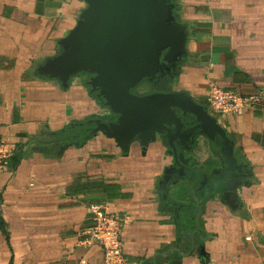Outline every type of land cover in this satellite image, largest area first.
<instances>
[{"label":"crops","instance_id":"0c3cea01","mask_svg":"<svg viewBox=\"0 0 264 264\" xmlns=\"http://www.w3.org/2000/svg\"><path fill=\"white\" fill-rule=\"evenodd\" d=\"M177 4L187 36L175 92L205 107L210 81L264 95V0ZM84 7L0 0V140L20 152L0 171V264H104L101 247L86 241L89 203L124 219L120 249L132 264H264V111H208L233 143L227 175L220 138L201 133L189 159L180 157L213 161L214 178L231 186L225 193L205 181L190 188L159 142L124 151L88 134L108 110L81 73L63 83L37 72Z\"/></svg>","mask_w":264,"mask_h":264},{"label":"water","instance_id":"95a60500","mask_svg":"<svg viewBox=\"0 0 264 264\" xmlns=\"http://www.w3.org/2000/svg\"><path fill=\"white\" fill-rule=\"evenodd\" d=\"M83 1L85 7L75 24L58 40V52L46 58L37 72L63 83L77 73L88 75L84 83L90 94L100 99L108 113L116 115L114 120L95 118L88 134L100 132L124 151L135 140L144 148L155 140V133L165 136L171 129L179 135L184 133L178 110L181 117L191 114L195 118L194 133L200 132L211 140L216 135L221 139L220 152L225 155L221 174L225 175L232 163L236 166L232 162L233 143L225 130L190 95L182 91L144 95L131 92L141 81H152L162 68L161 62L174 65L186 55V29L172 14L174 4L169 0ZM168 142L174 149L173 140ZM173 160L179 165V176H183L184 160L175 156ZM172 168L174 165L167 170ZM214 169L210 163L206 172L216 174ZM193 173L197 175L195 179L187 178L192 181L190 188L197 183L204 190V181L224 193L231 188L226 179L218 177L211 182L203 173L198 182L199 172ZM190 241L192 244V238Z\"/></svg>","mask_w":264,"mask_h":264},{"label":"built area","instance_id":"2783aa9c","mask_svg":"<svg viewBox=\"0 0 264 264\" xmlns=\"http://www.w3.org/2000/svg\"><path fill=\"white\" fill-rule=\"evenodd\" d=\"M207 110L213 114H239L245 108L264 111V97L261 91L242 93L234 89L223 88L210 81L205 98ZM15 146L0 140V171L8 164ZM86 213L90 227L86 233V241L98 244L103 252L104 264H132L121 253L120 234L124 219L109 213L105 206L89 203Z\"/></svg>","mask_w":264,"mask_h":264},{"label":"flooded vegetation","instance_id":"af4514ba","mask_svg":"<svg viewBox=\"0 0 264 264\" xmlns=\"http://www.w3.org/2000/svg\"><path fill=\"white\" fill-rule=\"evenodd\" d=\"M183 61H184L183 58L178 59L177 61H175L174 65L172 62L171 63L161 62L162 68L159 69V71L156 74V77L150 82L147 80L141 81V83L139 85H137L136 87L131 89V92L134 94H137V95H144V94H148V93H152V92H175V91L179 90L176 87L175 82L177 80V72H178L179 68L181 67ZM81 75H82V78L85 82L88 75L84 74V73H81ZM96 99L100 100L99 98H96ZM176 113L178 114V116H180V119L182 120L181 121L182 122L181 131L184 133L180 134V135L176 134L175 131H173V129H171V131L168 134H166L165 136H163V134H161V133H155V140L153 142H150V143L159 142V144L164 148L166 155L171 159V161L173 160L174 156L177 159L181 156L183 158L189 159L190 152L193 150L194 146L196 145L195 139L197 138L198 135H201L200 132L194 133L195 130L193 129V127L196 125V120L191 114H187L186 117H184V116L181 117L178 110H176ZM115 117H116V115H114L112 113H108V116L105 118L102 117V120H104V119L114 120ZM94 120H95V118L92 119L91 122L89 123V126H92V128L94 127V125H93ZM92 128H91V130H92ZM168 139L173 140V144L175 145L174 149L170 148V143L168 142ZM218 141H219V137L216 135L214 137V142H218ZM141 148H143V147H141ZM143 149H146V148H143ZM212 162L213 161H208L205 164L198 165V164L188 160L187 162H185V166H184V173L185 174H184L182 179L187 180V178L190 176L192 177V179H195L197 177V175H194L193 171L196 170L199 172L198 179H197L199 182L201 180V175L203 174L201 170H204V169L206 170V166H208V164H210ZM178 168L179 167H177L176 170H178ZM214 168H216V166H214ZM178 171L180 172V170H178ZM237 171L239 173H241L244 170L243 169H237ZM209 178H210L211 182H212V180L215 181L213 174L209 175ZM187 182L191 183L192 181L190 180ZM210 192H211V190H210Z\"/></svg>","mask_w":264,"mask_h":264},{"label":"trees","instance_id":"16d2710c","mask_svg":"<svg viewBox=\"0 0 264 264\" xmlns=\"http://www.w3.org/2000/svg\"><path fill=\"white\" fill-rule=\"evenodd\" d=\"M171 3L174 4V8L172 10V14L174 15L175 19L177 20V17H176V13L179 9V5L177 4V0H169ZM264 97V95H263ZM92 120V119H91ZM87 132H89L91 130V128H88L86 129ZM78 134V133H77ZM19 156H20V152L18 151H14L12 153V155L10 156L9 160H8V166H13L16 162H18L19 160ZM0 231L6 235V231H5V227H4V223H3V220H2V217L0 216Z\"/></svg>","mask_w":264,"mask_h":264}]
</instances>
